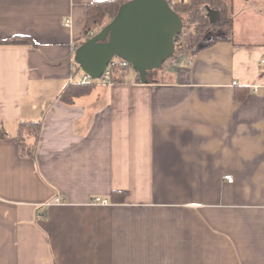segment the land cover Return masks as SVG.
<instances>
[{"label": "crops", "instance_id": "crops-1", "mask_svg": "<svg viewBox=\"0 0 264 264\" xmlns=\"http://www.w3.org/2000/svg\"><path fill=\"white\" fill-rule=\"evenodd\" d=\"M99 1L0 0V41L30 40L0 44V264H264V0H231L215 42L146 84L64 104Z\"/></svg>", "mask_w": 264, "mask_h": 264}, {"label": "water", "instance_id": "water-1", "mask_svg": "<svg viewBox=\"0 0 264 264\" xmlns=\"http://www.w3.org/2000/svg\"><path fill=\"white\" fill-rule=\"evenodd\" d=\"M214 22L217 13L207 9ZM182 31L180 17L166 0H129L114 19L74 51L73 61L93 79H99L109 62L120 58L147 83L149 71L160 69L175 53V37Z\"/></svg>", "mask_w": 264, "mask_h": 264}, {"label": "trees", "instance_id": "trees-1", "mask_svg": "<svg viewBox=\"0 0 264 264\" xmlns=\"http://www.w3.org/2000/svg\"><path fill=\"white\" fill-rule=\"evenodd\" d=\"M129 0H109L92 2L87 5V21L83 30V40L79 45L92 38L116 16L121 5ZM171 9L180 17L182 31L175 37L176 53L191 52L199 48L200 40L204 38L208 29L222 28L231 22L232 4L231 0H184L178 3H171L166 0ZM207 9L217 13L216 20L211 22ZM30 40L24 37H12L1 40L0 44H28ZM123 76L118 75L115 83L123 81ZM94 86L69 84L59 96V101L64 104H71L77 97L87 94ZM40 133V123H21L18 135L15 138L18 152L21 157L33 159L35 147ZM6 134L0 139H5ZM33 139V142H31ZM116 196L124 198L125 193L115 192Z\"/></svg>", "mask_w": 264, "mask_h": 264}, {"label": "built area", "instance_id": "built-area-1", "mask_svg": "<svg viewBox=\"0 0 264 264\" xmlns=\"http://www.w3.org/2000/svg\"><path fill=\"white\" fill-rule=\"evenodd\" d=\"M65 24L70 25V21L66 20ZM216 40H217V37L214 38L213 35L206 36V37L202 38L199 46H205V45L212 44ZM259 64L264 66V60H261ZM132 70H133V68L128 62H126L120 58L114 57L109 62V64H108L107 68L105 69L103 75L99 79H93L89 75L84 74L83 77L81 78V80H79L78 84L87 85V86L91 85L94 87H112L116 84L114 80L118 77V75H122L123 78H127L130 75V73L132 72ZM225 179L228 182L232 181V178L230 175L225 176ZM91 204L94 206H98V205H104L105 206L108 204V201L101 199L99 197H96L92 200Z\"/></svg>", "mask_w": 264, "mask_h": 264}, {"label": "rangeland", "instance_id": "rangeland-1", "mask_svg": "<svg viewBox=\"0 0 264 264\" xmlns=\"http://www.w3.org/2000/svg\"><path fill=\"white\" fill-rule=\"evenodd\" d=\"M219 29H220V28H216V29H208L207 32L205 33L204 37L213 35L214 38L217 37V39H218V38L220 37L219 34H218V30H219Z\"/></svg>", "mask_w": 264, "mask_h": 264}]
</instances>
